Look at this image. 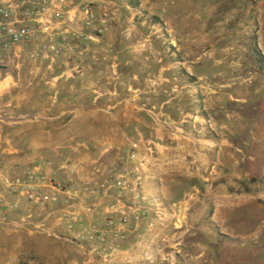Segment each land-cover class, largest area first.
I'll return each instance as SVG.
<instances>
[{
	"label": "rangeland",
	"instance_id": "obj_1",
	"mask_svg": "<svg viewBox=\"0 0 264 264\" xmlns=\"http://www.w3.org/2000/svg\"><path fill=\"white\" fill-rule=\"evenodd\" d=\"M100 1L72 55L0 66V159L75 188L140 141L165 230L103 260L0 189V264H264V0Z\"/></svg>",
	"mask_w": 264,
	"mask_h": 264
},
{
	"label": "built area",
	"instance_id": "obj_2",
	"mask_svg": "<svg viewBox=\"0 0 264 264\" xmlns=\"http://www.w3.org/2000/svg\"><path fill=\"white\" fill-rule=\"evenodd\" d=\"M108 14L100 0H0V66L22 51L35 62L70 56L79 41L106 30ZM140 148V141L128 140L119 163L75 188L58 180L49 162L7 168L0 159V189L47 214L57 211L75 241L100 259H111L125 250L122 244L130 237L149 234L164 219L160 194L145 191L151 175Z\"/></svg>",
	"mask_w": 264,
	"mask_h": 264
},
{
	"label": "crops",
	"instance_id": "obj_3",
	"mask_svg": "<svg viewBox=\"0 0 264 264\" xmlns=\"http://www.w3.org/2000/svg\"><path fill=\"white\" fill-rule=\"evenodd\" d=\"M141 229H142V231L145 229V227H144V225L142 224L141 225ZM165 230V228L164 227H162L161 226V222H157L156 224H155V226L152 228V230L151 231H149L152 235H154V236H161V234L163 233V231ZM155 238V237H154ZM157 238V237H156ZM135 239H133L129 244H131V243H134L135 241H134ZM154 240V239H153ZM157 241H159V238L158 239H156ZM128 244V245H129Z\"/></svg>",
	"mask_w": 264,
	"mask_h": 264
},
{
	"label": "trees",
	"instance_id": "obj_4",
	"mask_svg": "<svg viewBox=\"0 0 264 264\" xmlns=\"http://www.w3.org/2000/svg\"><path fill=\"white\" fill-rule=\"evenodd\" d=\"M134 239V237H130L125 243L122 244V247H127V245Z\"/></svg>",
	"mask_w": 264,
	"mask_h": 264
},
{
	"label": "bare ground",
	"instance_id": "obj_5",
	"mask_svg": "<svg viewBox=\"0 0 264 264\" xmlns=\"http://www.w3.org/2000/svg\"><path fill=\"white\" fill-rule=\"evenodd\" d=\"M254 78H255V76H254ZM254 80V79H253ZM201 146V145H200Z\"/></svg>",
	"mask_w": 264,
	"mask_h": 264
}]
</instances>
